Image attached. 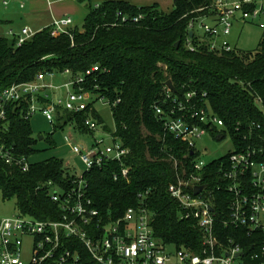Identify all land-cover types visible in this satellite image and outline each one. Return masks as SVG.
<instances>
[{
    "label": "trees",
    "instance_id": "16d2710c",
    "mask_svg": "<svg viewBox=\"0 0 264 264\" xmlns=\"http://www.w3.org/2000/svg\"><path fill=\"white\" fill-rule=\"evenodd\" d=\"M75 1L87 11L80 29L69 28L68 33L53 36L47 27L20 45L15 33L0 35V94L12 84L34 80L38 73L67 69L71 79L82 76V82L72 88H81L93 100L78 113L59 106L52 126L54 131L73 124L80 133L92 134L82 125L91 117L111 132L94 108L99 98L110 103L111 133L129 149L123 159L129 171L122 176L121 162L110 160L84 173L87 195L103 221L121 217L129 207H144L152 214L155 237L177 249L198 252V227L194 220L180 219L178 203L167 192L168 184L183 168L190 172L197 154L191 153L187 143L165 134L153 107L162 103L170 81L175 94H204L201 103L222 118L237 147L249 140L248 126L258 124V129L252 128L250 143L264 148V30L252 51L234 47L213 52L203 46L191 51L186 47L189 21L212 0H173L166 13L124 0H105L94 6L90 0ZM93 66L97 70L86 74ZM27 109L26 102L10 104L7 120L0 125L8 126L1 132L4 142L14 146L16 155L30 159L38 141L54 146L55 142L51 134L41 140L34 135L31 119H24ZM241 135H247V140L242 142ZM217 163L218 159L206 165L204 181L215 177ZM67 169L56 156L30 161L27 171L0 159V191L3 198L15 199L19 214L54 219L60 215L59 208L41 185L48 181L64 185ZM229 233H222L221 239ZM82 262L96 264L86 252Z\"/></svg>",
    "mask_w": 264,
    "mask_h": 264
},
{
    "label": "built area",
    "instance_id": "2783aa9c",
    "mask_svg": "<svg viewBox=\"0 0 264 264\" xmlns=\"http://www.w3.org/2000/svg\"><path fill=\"white\" fill-rule=\"evenodd\" d=\"M195 12L198 14L190 19L187 28L186 47L191 51L197 46L213 52L234 49L227 37L236 22H257L264 29V0H212ZM71 24L70 17L54 20L50 32L53 36L68 33ZM33 34L23 27L17 34V45ZM96 70L97 66H93L86 74ZM56 74L38 73L30 82L12 84L3 90L0 123L7 120V107L18 102L28 104L24 119L39 113L51 125L59 106L75 113L84 110L91 102L88 97L93 96L81 88L67 92L63 101L48 99L47 91L53 84L47 81ZM61 74L70 76L67 69ZM81 82L82 76L66 85ZM203 97L204 94L197 97L194 91L175 94L166 86L162 103L153 107L165 134L187 143L191 153L197 155L195 140L203 135H213L216 140L230 137L222 118L209 105L201 103ZM98 101L110 106L104 98ZM82 125L95 131L98 124L87 117ZM5 127L0 125V159L27 171L30 159L16 155L14 146L7 145L1 137ZM252 128L258 129L259 125L248 126L249 140L247 135H241L242 142L247 140L246 145L232 144V151L218 159L215 177L210 182L204 181L207 164L196 156L189 165L190 172L183 168L182 174L167 186L168 194L178 203L180 219L194 220L200 231L198 252L177 249L155 237L150 224L152 214L144 207H129L121 217L103 221L87 195L84 173L117 160L121 162L122 176H127L129 168L123 165V159L129 149L101 125L102 134L110 136L111 143L101 137L89 145L77 144L65 137L70 152L82 166L65 165L68 177L64 185L52 181L41 185L59 208L57 218L40 220L18 213L0 220V264H83V252L96 264H264V148L250 143ZM174 167L177 168L176 161ZM196 186H203L198 194L193 191ZM229 231L222 240L221 234ZM25 239L29 240L26 257L22 249ZM170 247L174 255L168 252Z\"/></svg>",
    "mask_w": 264,
    "mask_h": 264
},
{
    "label": "rangeland",
    "instance_id": "374dc122",
    "mask_svg": "<svg viewBox=\"0 0 264 264\" xmlns=\"http://www.w3.org/2000/svg\"><path fill=\"white\" fill-rule=\"evenodd\" d=\"M7 5H4V2ZM105 0H90L92 6L100 4ZM137 6H155L159 11L168 12L172 9L173 0H124ZM16 0H0V20L10 18L13 14L12 11L16 9ZM80 5V4H79ZM75 4V9H70L67 15L71 17L73 27L80 29L84 17V9H86L82 4L79 6ZM11 18L13 21L11 23L4 22L0 25V35H4L9 29L19 30L23 23L15 15ZM17 17V18H16ZM264 20V19H262ZM264 29L260 28L257 22L253 23H239L236 22L233 25L231 34L227 37L231 44H233L236 49L242 51H252L256 49L260 36ZM198 32V29H196ZM71 81V77L68 74L57 73L54 77L49 79L47 82L53 84V88L47 91L48 99L51 101H63L66 97L67 92H73L72 85H66ZM91 96L88 97V101H92ZM94 108L98 115L100 116L104 125L108 126L111 132L114 131V123L111 114L110 106L101 101H96L94 103ZM38 116V117H37ZM97 123V120L94 119ZM31 127L33 129L34 135H40L42 137L47 134H51L52 140L55 142L54 145H50L45 141H38L33 145V150L35 153L30 157V161H39L46 159L51 156H56L61 158L64 164L67 165H77L81 168V162L78 158H74L70 152L68 145L66 144L64 138L68 137L73 142L79 144L81 141H85L90 144L94 139L103 137L107 143H111V138L108 135L102 134L100 129L101 124L97 125L95 131L92 134L80 133L72 124L64 126L63 129H56L53 131V126L46 121V119L41 118L39 113L34 114L31 120ZM195 149L198 152L197 158L202 160L205 164H208L214 160L224 157L232 151L233 145L229 136L224 137L222 140H216L213 135L205 134L201 138L195 140ZM18 214L14 198H3L0 191V220L8 217H12ZM23 254L25 257L29 251V240L25 239L23 243ZM168 252L174 255V250L172 247L168 248Z\"/></svg>",
    "mask_w": 264,
    "mask_h": 264
},
{
    "label": "crops",
    "instance_id": "0c3cea01",
    "mask_svg": "<svg viewBox=\"0 0 264 264\" xmlns=\"http://www.w3.org/2000/svg\"><path fill=\"white\" fill-rule=\"evenodd\" d=\"M16 4V9L11 12V14H13L12 16L16 15L21 20L23 23L21 29L23 27H28L34 33L40 31L41 29L50 27L54 20L70 17L67 15L68 11H70V9L74 10L76 8L75 4L79 5V3H77L75 0H16ZM4 5L6 6L7 2L4 3ZM86 12V9H84V17ZM12 16L10 18L0 20V25H2L4 22L11 23L14 19ZM71 28H76V26L73 27L72 23ZM21 29L16 31L9 29L5 33V36H9V32L15 33L17 35L20 33ZM40 117L44 119L42 115H40ZM80 144L89 145L85 141H81Z\"/></svg>",
    "mask_w": 264,
    "mask_h": 264
},
{
    "label": "water",
    "instance_id": "95a60500",
    "mask_svg": "<svg viewBox=\"0 0 264 264\" xmlns=\"http://www.w3.org/2000/svg\"><path fill=\"white\" fill-rule=\"evenodd\" d=\"M189 35L191 36L192 33L190 32ZM178 45H179V43L177 42L175 44V46H178ZM166 86L169 87L170 89H174L170 81H167L166 82ZM220 138L221 137H219L218 139H220ZM39 139L41 140L42 139V136H40ZM202 188H203V186H196V187H194L193 188L194 194H198L202 190Z\"/></svg>",
    "mask_w": 264,
    "mask_h": 264
}]
</instances>
